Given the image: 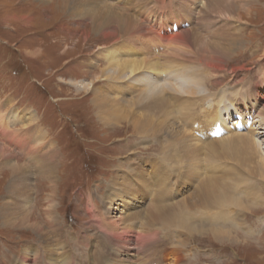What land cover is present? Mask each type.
Instances as JSON below:
<instances>
[{"label":"rangeland","instance_id":"374dc122","mask_svg":"<svg viewBox=\"0 0 264 264\" xmlns=\"http://www.w3.org/2000/svg\"><path fill=\"white\" fill-rule=\"evenodd\" d=\"M96 1L98 3L103 2V0ZM104 1L113 4V6L120 8L119 11L137 19L140 15L139 12H146L147 5H150L149 10H154V5H156L158 9L154 10L153 13L155 18L163 19V15H167V20L173 21L172 29L178 22L175 27L177 31L181 32L189 28V31H195L204 36L202 39L206 41H210L213 38L212 34L218 29V32L216 31L217 37L213 41L222 43V46L225 45L223 48L231 53L224 62L223 76L219 74V77L214 78L210 75L204 80L202 79L201 82L199 81L200 83L197 82L198 85L196 84L201 91L200 95L207 101L206 104H210L215 110L218 99L216 95L220 92V97H222L221 92L224 88L234 91V94L238 93L242 98L253 95L256 92L253 89L256 87L250 86L252 92L248 94L244 90L240 91L238 87L241 83L248 84L247 80L250 81L251 85H258L257 89L264 94V78L262 77L261 80L256 81L257 78L260 79L264 75V0H246L249 6L246 10L239 9L237 11V8H235L228 11L227 9L223 10L221 6L216 8L219 9V12H217L219 15L209 14L203 10L200 13L198 10L202 9L200 5H202L203 0L201 2H199L200 0H175L178 2V4H175L176 6L174 5L178 12L173 10L174 14L172 13L171 17L169 16L170 8L164 3L167 0ZM74 12L75 9L69 6L65 7L62 0H0V108L2 109L0 117L6 128L0 136L7 135L6 139L10 138L13 143L11 146L4 145L10 151L12 150L13 156H6L4 163L0 165V208L6 202L10 204L12 210L21 207L22 209L19 210H23L22 213H26L27 210L31 211L28 213V219L31 218L30 223L38 222L41 229L37 232L22 224L13 228L10 224L1 220L2 215L0 213V264H9L12 259H15V263H17L19 261L17 257L20 256L24 248H28L27 250H30L33 254L34 249L41 250L42 248L41 251H43V247L54 248L57 253L62 252L61 249L68 248L71 254L67 255L77 263L83 262L85 256L92 257L94 255L99 264H103V251L99 245H96L98 241L96 234H99L97 219L109 218V215L104 211L103 203H101L102 197L105 196L106 190H108L107 182L109 180L112 182L109 188L118 185V181L116 182L114 177H116L115 173L117 172L121 174L122 170H119V167L130 165L137 172H142L145 185L143 181L138 180L139 176H136V181L126 177L134 189L127 194L124 191L119 197L116 196V191H113V197L116 199L113 204L114 214L121 213L123 217L129 216L127 219L129 221L124 220L125 223L122 222L121 225L127 226L131 223V227L136 226L139 229L143 223L142 220H144L142 211L145 210L143 188L152 187L151 182H154L157 177L155 169L151 166L155 160L163 155L161 145L164 139L161 140L160 135L150 134L148 136L151 138L146 137L148 142L145 141L146 143L140 144L139 142L143 141L145 136H141L140 139L137 135L141 134L136 133L131 126H127L124 120L118 124L102 123L98 118L97 108L93 109L94 106L90 102L92 97L90 87L93 82L95 87L106 88L107 92L114 89L115 83L120 82L114 80L113 83L112 81L110 88L107 81L102 79L101 73L98 72L99 69L107 65V61L98 56V50L101 46L110 45L116 36L104 38L102 34L100 35V33L91 29L92 21L90 19L76 18L73 15ZM225 14L234 16L230 19V25L238 29L234 32V36L238 39L236 44H226L230 39L227 36L232 33H228L229 27L225 24L226 18H223ZM162 21L164 22L163 27H159L156 22L153 24L155 32L152 31L151 35L155 37V44L157 43V48L155 46L152 48L153 52H157V49L160 48H170L169 45H164L160 39V36L164 35L165 37L167 35L169 29V25L165 20ZM133 23L138 25L135 20H133ZM218 25L224 27V29L217 28ZM122 33L120 40L128 38L127 35L130 34L125 33V31ZM133 34L136 36V30L133 31ZM125 49V51H122L121 57L126 55H131L133 58L140 57L139 52L136 53L129 46H125ZM145 50L147 51L146 48ZM154 56L157 59L163 58L162 61L175 59L173 56L166 57L162 53H155L152 57ZM160 67L162 66L160 65ZM234 67H243V69L237 71L236 76H234L230 72ZM148 72L138 76L146 75L153 81L166 83L165 80L170 74L182 71L181 67H175L164 74H160V76L151 73L150 69ZM132 78L134 76H127L122 81H135ZM224 85L225 87H223ZM134 87L135 89L138 88L137 86ZM125 93L123 95L126 98L133 96L132 93ZM252 102L255 106L260 105L261 107L264 105V101L260 97L253 98ZM14 110L16 111L14 112ZM247 112L249 113L248 110ZM209 113V111H206L205 117L207 119L203 122L201 129H198L197 126L191 132L192 135L198 134L200 136V140L204 142L203 149H205L207 141L210 140L204 135L206 132L209 134L210 131V122H207L211 121L208 116ZM173 116L175 126L180 128L182 121L179 120L181 119H177L178 117H175L174 113ZM223 117L222 124L225 120L227 121V124H225L226 129L230 128L229 131L224 129L223 134L251 127L252 122L245 118L243 111H238V114H234V111H232ZM238 117L240 120L237 124ZM250 117L252 118L253 115H250ZM258 117H264V113ZM249 122L251 123L249 124ZM236 124L237 127H235ZM240 125L242 128L237 129ZM29 130L31 131L29 132ZM165 133L168 134V132ZM185 133L187 132L185 131ZM40 138L43 139L42 143L35 142ZM259 145L262 147L261 149H264L263 142H260ZM47 148L51 149L52 152L55 151V168L53 169L55 175L52 178L54 188L50 186L52 189L49 187L46 176L39 173L43 171L41 159ZM259 151V154L264 157L260 149ZM171 152H177L176 146L171 148ZM22 154L27 158L23 159ZM198 156H201V158ZM198 156L196 158L198 164L196 169L202 167L203 171L205 170L204 175H206L208 172L205 161L208 155L204 156L198 152ZM146 160L147 167L144 169L143 163ZM199 161L202 164L201 166L198 163ZM18 162L21 165L17 167L15 163ZM8 165L9 167L13 165L17 171L20 169L28 177L25 178L20 172L18 174L20 180H16L15 177L11 180ZM229 167L234 166L229 165ZM175 169L176 167L170 169L168 173L173 172ZM212 169L217 170L216 167ZM183 172L184 170L182 171L184 175ZM243 174L245 178L251 175L246 172V169L240 175L237 173L238 177ZM263 176H257L254 173L248 178V180L250 179L248 184L244 182L240 185L244 189L236 192V196L240 197L246 206L245 209L237 210V213H240L241 210H244V212L240 217L231 221L226 229H234L237 234V242H239V239L242 242L231 244V241L227 239L217 242L209 232L202 235L192 234L189 238L188 236L183 237L184 231H182L183 233L180 232L179 228L175 226L167 227L162 221L158 220L155 223L161 229L167 231L166 236L162 234L165 242L174 240L173 244L182 246V248H173L175 250L170 251L168 255L175 251L179 255V250L183 249L181 254L184 256V260L189 261L190 264H264ZM22 178L29 186L18 184L22 188L20 191H15L14 183L17 184V181L21 183ZM117 179L120 180V177H117ZM197 181L199 182V179ZM190 183L187 179L180 180L179 184L182 186H180L181 189L176 195H174V190H177L175 187L167 191L156 189V199L164 207L174 204L178 198L184 197L183 195L191 194L194 186L193 183ZM252 188L256 191L255 193H252ZM49 195L54 196L52 202L49 203L51 205L47 201ZM258 195L262 202H257L255 199ZM89 197L91 198L90 201L88 200ZM95 197L99 198V202L93 199ZM95 206L97 216L89 212ZM196 208H201V205L200 207H192L188 201L185 203L184 210L188 213L187 211L192 212ZM44 209L51 211L50 215L54 221L53 229L57 232L59 238H57L58 236H52L53 233L50 232L49 228L51 227L47 221L48 216H46ZM216 209L215 207H208L210 211ZM205 212L207 211L203 212L207 216L213 215L210 218L216 221L217 224L221 223L220 216L223 217V214L214 215L215 213L207 214ZM134 213L136 214L134 215ZM134 216V221H132ZM200 220L198 219L195 222L200 223ZM203 223L204 226L209 224L205 226L207 229L219 226L210 225L207 220H204ZM220 227L225 228V225L221 224ZM180 233H182V237L178 236ZM101 236L104 238L102 234ZM48 237L50 238L48 239ZM132 237H134V231L130 232L129 235H125L122 239H131ZM56 238L58 241H55ZM227 244L229 248L236 250L233 256L236 258H232L231 262V254H224V251L219 253L216 248V246L221 247ZM89 248L93 250L88 253ZM184 248L190 250H184Z\"/></svg>","mask_w":264,"mask_h":264},{"label":"bare ground","instance_id":"6f19581e","mask_svg":"<svg viewBox=\"0 0 264 264\" xmlns=\"http://www.w3.org/2000/svg\"><path fill=\"white\" fill-rule=\"evenodd\" d=\"M201 1L202 0L199 2ZM62 3L65 7L69 6L75 9L73 15L76 16V18L90 19L93 24H91V29L100 33V35L102 34L104 38L116 36L110 45L101 46L98 50V56L107 61V65L104 68L99 69L98 72L101 73L100 75L102 76V79L107 81L108 87H110L112 81L114 83V80H118L120 82L118 84L115 83L113 86L114 89L110 90V92H107L106 88L99 86L95 87L94 82L93 84L89 82V84H91L90 89L92 92L90 102H92L94 106L93 109L97 108V114H99V116H97L99 120L104 124H118L120 121L124 120L127 126H131L134 128L136 133L141 134H136L140 139L142 138L141 136H145V139L139 142L140 144L146 143L145 141L148 142L146 137H149L148 135L150 134L160 135V139H164L161 145V152H163V155H161L159 159L155 160L154 164L151 166L155 169L157 177L154 179V182L151 180L153 182H151L152 187L149 186L143 188L145 210L142 211V213L144 214L143 219L146 221L142 220L143 223L139 229H137L136 226L131 227V223L130 225L127 224V226L121 225L124 220L127 222L129 221L127 220L129 216L123 217L121 213L114 214L113 204L116 199L113 197V191H116V196L119 197L124 193V191L127 194L134 189L126 177H130L136 181V176H139L138 180L143 181V184L145 185V178H143L142 172H137L135 168H131L130 165L126 167H119L118 169L122 170V172L121 174L118 172L115 173L116 177H114L115 181L119 182H117L118 185H115L114 188H109L112 185L111 180H109L106 184L108 190H106L105 196L102 197L101 203H103L104 211L107 215H109V218H96L99 222V234H96V239H98L96 245H99L103 251V264H190L189 261L184 260V256L181 254L183 249L179 250V255L176 254V251V253L173 252L168 255L170 251L175 250L173 248H182V246H176L173 244L174 240L165 242L162 234H165L166 236L167 231L161 229L155 223V221L158 220L162 221L167 227L175 226L179 228L180 232L184 231L185 233L183 234V237L188 236L189 238L192 234L202 235L209 232L217 242L225 239L230 240L231 244L242 242L241 239L237 242V234L234 229L231 228L230 230H227L226 227L230 225L231 221L240 217L244 212V210H241L240 213H237V210L245 209L246 206V204L241 201V198L236 196V192L240 189H244L240 185L244 184V182L248 184V181L250 180H248V178L254 173L261 177L264 175V157L259 154V149L264 154V149H261L262 147L259 145L260 142H263L264 144V117H258L260 114L264 113V105L261 104V107L260 105L255 106L252 102V99L256 97H260L261 100L264 101V94L257 89L258 85H251L250 81L247 80L249 85L241 83L243 85L240 84L238 87L240 91L244 90L247 94L252 92V90H250V86H254L253 88L256 87L253 89L256 91L253 95H248V97L244 96L242 98L238 95V93L234 94V91L224 88L221 92L222 97H220V92L216 95V97H218L216 110L210 104H206L207 101L203 99L202 95H200L201 91L199 87L196 86L197 82H201L202 79L204 80V78L210 75L214 78L219 77V74L220 76H223V72L225 70L224 62L227 59L226 57L231 55L226 48H223L225 45L222 46V43L213 41V39L217 37L216 33L218 32V29L216 30L217 32H210L213 33V38H210L211 40L208 39L210 41H206L202 39L204 36L195 31H189V28L185 30L182 29L183 31L181 32L177 31L175 27L178 22H176L174 29H172L171 27L173 25V21L167 20V15H163V19L158 17L155 18L153 13L154 10L158 9L156 5H154V10H149L148 8H150V5H147L146 7L148 8L146 12H139L140 15L137 19L131 15H127L125 12L119 11L118 9L120 8H117L113 6V4L104 0L100 3L96 0H62ZM164 3L170 8L169 16L171 17L172 13L174 14L176 11L175 4H178V2L175 0H167L166 2L164 1ZM183 4H185V2H183ZM200 6L202 8L198 10L200 13L203 10L204 12L214 15H219V13H217L219 12V9L216 8H220L221 6L223 10L227 9L228 11H232L235 8H237V11L239 9L246 10L249 7L246 0H203L202 5ZM233 17L234 16L230 14H225L223 17L226 18L225 24L229 27L228 33H232L230 36H227L230 39L226 44L229 45L236 44L238 42V39L234 36V32L238 31V29L230 25V19ZM236 18L238 19V17ZM133 20H135L138 25L133 23ZM162 20H165V22L169 25V29L167 30V35L165 37L164 35L160 36V39L164 45H169L170 48L167 46L169 49L160 48L157 49V52H153L152 48L154 46L157 48V43L155 44L156 41L154 40L155 37L151 35L152 31L155 32V30H153V24L156 22L159 27H163L164 22ZM220 24L222 25L221 22ZM217 28L224 29V27H219V25ZM135 30L136 36L133 34V31ZM123 31L130 34L127 35L128 38L120 40ZM157 35L159 36L158 32ZM125 46H129L131 49H134L136 53L139 52L140 57L133 58L131 55L121 57L122 51L126 50ZM155 53H162L166 57L173 56L175 59H172L171 61H162L163 58L157 59L156 56L152 57ZM160 65L162 67H160ZM175 67H181L182 72L170 74L165 80L166 83L153 81L146 75L138 76L144 73L146 74L149 69L154 75L158 74L160 76V74H164ZM242 69L243 67H234L230 72L236 76V72L239 70L241 71ZM127 76H134L132 79H135V81H122ZM262 77L264 78V75H262L260 79L257 78L256 81L261 80ZM134 86H137L138 88L135 89ZM223 87H225V85ZM125 92L132 93L133 96L126 98L125 95H123L126 94ZM139 92L141 93L138 95ZM15 111L16 110H14V112ZM206 111L210 112L208 116L211 121H207L210 122L209 134L206 132L204 135H206V138H210V140L207 141L205 149H203L202 145L204 142L200 140V136L198 134L192 135L191 132L197 126L198 129H201L203 122L207 119V117H205ZM232 111H234V114H238V111H243L244 116H246L245 118L251 120L252 123L249 122V124L251 123V127L242 130L240 129L242 128L240 125L237 128L240 130H232L233 132L231 133L223 134L224 129H226L225 124H227V121L225 120L224 124H222V119L224 118L223 116ZM172 112L175 114V117H178L177 119H181L179 120L182 121L180 128L175 126ZM218 112L220 113L219 115L217 114ZM0 113H2L1 108ZM250 115H253V117L251 118ZM239 120L240 119L238 117L237 124L239 123ZM237 124L235 127H237ZM229 129H226V131H229ZM5 130L6 128L0 117V134ZM30 131L31 130H29V132ZM185 131L187 133H185ZM165 132H168L170 137ZM6 136H0V165L4 163L6 156L12 155V150L10 151L8 147L4 146L5 144L9 146L13 144L10 141V138L6 139ZM42 140L40 138L35 142L42 143ZM47 144L48 142L46 145ZM173 146H176L177 152L175 153L171 152V148ZM46 150L47 151L45 153L43 152L44 155L41 159L43 163L41 168L43 171H40L39 173L44 174L47 178L46 180L49 181V187H53L54 182H52V178L55 175L53 171L55 168V151L52 152L49 148ZM198 152L204 156H210H207L205 161L207 164L206 170L208 172L206 175H204L205 170L203 171L202 167L200 169H196V167H198L196 162ZM21 156L23 159L27 158L23 154ZM198 157L201 158V156ZM200 161L198 163L201 166L202 164ZM228 163H230V166L233 165L234 167H229ZM15 165L18 167L21 164L18 162L15 163ZM143 165V168L145 169L147 167V160L143 163ZM174 167H176V169L173 170V172L168 173V171ZM213 167H216L217 170L212 169ZM9 168L11 180H13L12 178L14 177L16 180H20L18 175L20 172L24 175L23 171L18 168L17 171L14 169L13 165ZM245 169L246 172L251 175L245 178L244 173L239 176V178L238 175L242 174ZM183 170L184 175L182 174ZM24 176L25 178L28 177L27 174ZM117 177H120V180H118ZM182 179H187L193 183L194 190L191 194L186 196L183 195L184 197L181 196V199L178 198L179 200L177 199L174 204H169L164 207L161 202L156 199V189L167 191L172 189V187H175L177 190H174V195H176L181 189L180 186L182 185L179 184V181ZM198 179L199 182H196ZM17 182V184L14 183V188L16 189L15 191H20L22 186L27 184L26 181H24V178L21 179V183L20 181ZM27 186L29 185L27 184ZM255 192L256 191L253 189L252 193ZM110 193L113 195L111 196ZM53 197V195H49L47 197L48 204L52 202ZM90 199L91 198L89 197L88 200L90 201ZM93 199H95L96 202H99V198L95 197ZM255 199L257 202H262L259 195ZM188 201L192 207H200L201 205V208H196L193 209L192 212L187 211L188 213H186L184 209L185 203ZM4 203L5 204H3L0 208V213L2 215L1 220L7 222L13 228L22 224L25 227L29 226L37 232L41 230L38 222H34V224L30 223L31 218L28 219V213L31 211L27 210L26 213H22L23 210H19L22 209L21 207H19V209L16 208L15 210H12L9 203ZM126 203L130 204L129 202ZM209 206L215 207L218 210L216 209L215 211H210L211 209L208 210ZM96 209L97 208L95 206V208L90 209L89 212L97 216ZM204 211H207L205 212L207 214H223V217L220 216L221 223L217 224L216 221L210 218V216L213 215L207 216L203 213ZM45 213L47 214L46 216H48V219H46L48 221V225L51 227L48 228L50 229V232L53 233L52 236H58L57 238H59V235L53 229L54 221L50 215L51 211L45 210ZM135 214L136 213H134V215ZM134 218L135 216L132 221H134ZM198 219H201L200 223L195 222ZM204 220H207L210 225L219 226H217V228L211 227V229H207L205 226H208L209 224L204 226ZM221 224H224L225 228H221ZM132 231H134V237L131 239H122L125 235H129ZM182 233L178 236L182 237ZM49 238L50 237H48V239ZM57 238L55 241H58ZM216 248L219 253L224 251V254H231L230 262L232 258H236L233 257L236 250L229 248L228 244L221 247L216 246ZM27 249L28 248H24V250H22L20 256L17 257L19 260L17 263H15V259H12L13 262L11 263V260L9 264H99L94 255L92 257L85 256V260L81 263L75 262L73 258L67 255L69 253L71 254L68 248L61 249L62 252L57 253L54 248L43 247V251H41L42 248L41 250L34 249L33 254H31L32 252ZM92 250V248H89L88 253ZM94 250L96 251V249ZM184 250L190 249L184 248ZM122 251L125 252L120 253ZM232 251L234 252L233 254ZM190 256H192V254H190Z\"/></svg>","mask_w":264,"mask_h":264}]
</instances>
